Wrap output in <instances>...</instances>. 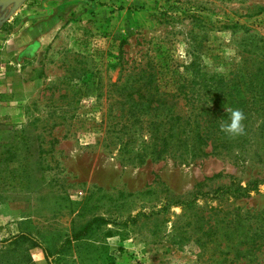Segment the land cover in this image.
Returning <instances> with one entry per match:
<instances>
[{
	"label": "rangeland",
	"instance_id": "374dc122",
	"mask_svg": "<svg viewBox=\"0 0 264 264\" xmlns=\"http://www.w3.org/2000/svg\"><path fill=\"white\" fill-rule=\"evenodd\" d=\"M151 74L246 134L127 153L112 124ZM20 234L52 264H264V0H0V264H49Z\"/></svg>",
	"mask_w": 264,
	"mask_h": 264
},
{
	"label": "trees",
	"instance_id": "16d2710c",
	"mask_svg": "<svg viewBox=\"0 0 264 264\" xmlns=\"http://www.w3.org/2000/svg\"><path fill=\"white\" fill-rule=\"evenodd\" d=\"M148 76L139 78L132 84L145 81L140 87L141 90L150 87L153 91L131 93L123 103L126 108L120 112L118 117L114 118L119 121L112 124L113 127H118V139L124 150L134 154L135 158H141L144 154L152 160H160L166 156L174 157L178 152L191 156L192 159L208 157L213 154L218 155L220 152L217 150L225 147L222 139L225 133L220 131L221 123L228 121L225 109L219 110V122L214 120L213 117H216V113L212 111L210 105L180 112L176 110L179 109V99L183 98L189 101L187 93L183 91L185 85L180 87L181 90L178 89L180 94H162L159 93L156 85L157 77L153 74ZM219 82L223 83V81ZM169 103L171 106H168ZM144 135L147 136V140L141 142L140 150L135 152L137 139ZM209 146L211 147L210 152H207ZM258 184L257 181L251 183L247 188L240 189L238 193H233L231 190L219 191L215 196L223 192L245 196L254 191ZM98 221L94 220L85 230ZM19 242L27 243L31 248L42 249L49 264H52L47 249L43 248L30 235L20 234L8 239L4 245L15 246Z\"/></svg>",
	"mask_w": 264,
	"mask_h": 264
},
{
	"label": "clouds",
	"instance_id": "9594fccd",
	"mask_svg": "<svg viewBox=\"0 0 264 264\" xmlns=\"http://www.w3.org/2000/svg\"><path fill=\"white\" fill-rule=\"evenodd\" d=\"M225 112L228 114V121L221 123L220 131L225 133L230 138L245 135V125L243 122L246 119V115L243 110L239 108H225Z\"/></svg>",
	"mask_w": 264,
	"mask_h": 264
}]
</instances>
